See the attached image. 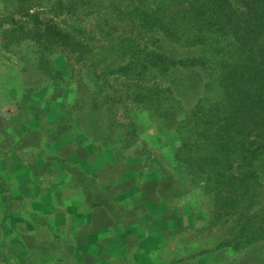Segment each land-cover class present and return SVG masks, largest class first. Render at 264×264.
<instances>
[{"label": "trees", "instance_id": "obj_1", "mask_svg": "<svg viewBox=\"0 0 264 264\" xmlns=\"http://www.w3.org/2000/svg\"><path fill=\"white\" fill-rule=\"evenodd\" d=\"M0 41L37 81H62V60L71 124L89 140H109L118 128L119 148L133 146L139 114L154 136L170 137L166 161L151 159L155 194L199 189L211 224L233 217L213 248L258 245L264 264V0H14L0 17ZM20 45L21 55L12 51ZM31 93L21 91L22 107ZM85 106L89 119L78 115ZM69 171L87 204L118 209L91 177Z\"/></svg>", "mask_w": 264, "mask_h": 264}, {"label": "rangeland", "instance_id": "obj_2", "mask_svg": "<svg viewBox=\"0 0 264 264\" xmlns=\"http://www.w3.org/2000/svg\"><path fill=\"white\" fill-rule=\"evenodd\" d=\"M13 3L14 0H0V17L10 13ZM25 49V45H20L12 51L21 55ZM55 61L63 72V80L54 83L37 81L27 71H20L21 63L16 56L0 47V158L6 156L12 165H25L34 177H42L54 184H66L69 179L75 178L69 168L80 171L79 167L85 170L91 167V170L100 165L110 168L117 166L128 173L132 171L130 176L135 186H144L148 191L155 192L156 170L151 159L166 161L169 154L166 150L174 144L173 140L167 136H154L153 124L142 114L136 120L141 130L138 141L127 149L119 148L118 128L109 135V140H89L71 124L77 115L71 109L73 87L62 60L58 57ZM25 88H31L32 93L30 102L22 107L18 101ZM189 99L186 98V101ZM82 112L88 119L93 115L86 106L78 114L80 118H85ZM120 115H115L116 125L123 121ZM12 116L15 118L12 119ZM83 122L85 120L81 119V124ZM23 136L25 140L19 141ZM139 145L146 147L149 158L141 154ZM65 165L68 167L65 168ZM77 180L81 182V179ZM3 185L8 187V184ZM67 192L64 190V193ZM161 200L158 206L153 202L147 205L148 212L160 211V216L164 218L161 223L160 220L155 223L158 226L155 229L157 241L150 258L156 264H260L258 245L235 250L225 246L213 248L218 242L227 239L226 227L233 217L223 223L219 221L211 224L208 217L209 203L199 189H190L179 198ZM7 224L11 225V221ZM5 226V220L0 217V228L4 229ZM162 226L170 228L161 233L159 228ZM6 235L7 240L12 236L8 229ZM2 242L6 244L4 239Z\"/></svg>", "mask_w": 264, "mask_h": 264}, {"label": "crops", "instance_id": "obj_3", "mask_svg": "<svg viewBox=\"0 0 264 264\" xmlns=\"http://www.w3.org/2000/svg\"><path fill=\"white\" fill-rule=\"evenodd\" d=\"M90 168L79 170L118 204L115 212L87 204L76 178L55 185L34 177L25 165L0 158V217L6 222L0 228V264H156L150 258L157 241L155 223L164 218L160 211L148 212L147 205L158 206L161 198L135 186L132 171L108 165ZM6 229L12 234L8 240ZM60 240L70 253H58Z\"/></svg>", "mask_w": 264, "mask_h": 264}]
</instances>
